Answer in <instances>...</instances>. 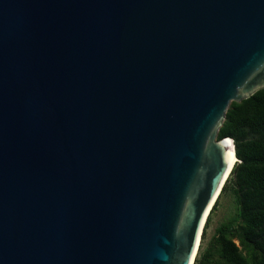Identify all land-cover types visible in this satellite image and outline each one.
<instances>
[{"label":"water","instance_id":"water-1","mask_svg":"<svg viewBox=\"0 0 264 264\" xmlns=\"http://www.w3.org/2000/svg\"><path fill=\"white\" fill-rule=\"evenodd\" d=\"M261 89L264 0H0V264H194Z\"/></svg>","mask_w":264,"mask_h":264},{"label":"trees","instance_id":"trees-1","mask_svg":"<svg viewBox=\"0 0 264 264\" xmlns=\"http://www.w3.org/2000/svg\"><path fill=\"white\" fill-rule=\"evenodd\" d=\"M223 138L233 141L237 162L220 196L231 193L236 215L215 229L194 264H264V89L229 104L217 131Z\"/></svg>","mask_w":264,"mask_h":264},{"label":"rangeland","instance_id":"rangeland-1","mask_svg":"<svg viewBox=\"0 0 264 264\" xmlns=\"http://www.w3.org/2000/svg\"><path fill=\"white\" fill-rule=\"evenodd\" d=\"M236 207L234 203L233 196L230 192L222 194L216 204V208L210 214V220L204 239L199 243L200 251L205 249L214 234L215 229L222 223L235 219ZM198 248V249H199Z\"/></svg>","mask_w":264,"mask_h":264},{"label":"bare ground","instance_id":"bare-ground-1","mask_svg":"<svg viewBox=\"0 0 264 264\" xmlns=\"http://www.w3.org/2000/svg\"><path fill=\"white\" fill-rule=\"evenodd\" d=\"M235 162V158L232 157L231 165ZM196 245L199 247V239H197Z\"/></svg>","mask_w":264,"mask_h":264},{"label":"snow or ice","instance_id":"snow-or-ice-1","mask_svg":"<svg viewBox=\"0 0 264 264\" xmlns=\"http://www.w3.org/2000/svg\"><path fill=\"white\" fill-rule=\"evenodd\" d=\"M231 166H232V165H231V163H229V165H228V167H229V170H231Z\"/></svg>","mask_w":264,"mask_h":264}]
</instances>
